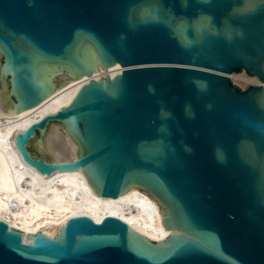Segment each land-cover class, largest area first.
<instances>
[{
    "label": "water",
    "instance_id": "obj_1",
    "mask_svg": "<svg viewBox=\"0 0 264 264\" xmlns=\"http://www.w3.org/2000/svg\"><path fill=\"white\" fill-rule=\"evenodd\" d=\"M0 56L22 162L144 190L170 230L0 218V264H264V0H0ZM52 124L74 159L45 154Z\"/></svg>",
    "mask_w": 264,
    "mask_h": 264
},
{
    "label": "bare ground",
    "instance_id": "obj_2",
    "mask_svg": "<svg viewBox=\"0 0 264 264\" xmlns=\"http://www.w3.org/2000/svg\"><path fill=\"white\" fill-rule=\"evenodd\" d=\"M96 72L103 76L102 68ZM0 111H3L1 104ZM1 120H9L8 114L0 115V218L11 227L55 236L71 216L84 214L99 221L101 216L112 215L128 222L147 238L167 236L170 230L160 224L161 208L144 190L131 187L115 199L101 197L78 169L74 173L72 169L55 174L62 175V190L54 179H41L39 175L32 180L22 167L12 142L15 133L10 130L20 128L15 121L16 126L13 123L8 126L2 125ZM70 143L75 156V146Z\"/></svg>",
    "mask_w": 264,
    "mask_h": 264
},
{
    "label": "rangeland",
    "instance_id": "obj_3",
    "mask_svg": "<svg viewBox=\"0 0 264 264\" xmlns=\"http://www.w3.org/2000/svg\"><path fill=\"white\" fill-rule=\"evenodd\" d=\"M0 60H1V56H0ZM0 104H1V106H3L2 105V101H1V96H0ZM3 111H5V112H3ZM3 111H0V115L2 114L4 116L5 114H7L6 109H5L4 106H3ZM14 126H16V125L14 124ZM6 133L9 136L8 132H6ZM10 133L14 134L15 131L10 130ZM48 137H50V138L53 137V138L50 141V139H48ZM59 138H63V140H65L66 143H64V141H60ZM45 154L51 155L52 157H54V159L56 161H59V160H70V159H74V157H75L73 152H72L70 141L69 140L66 141L65 135L62 133L60 127L57 124H52L50 126L49 134H48L47 138H45ZM20 163H21L22 167L24 169H26L25 171L27 172V174L29 175V177L32 180L34 178H39L40 177L37 173L33 172L31 168H29L26 164H24L22 162V160H21ZM74 170L75 169H73L72 171L70 170V171L74 173ZM55 174H53L52 177L51 176H47V177L46 176H42L43 178L42 177H40V178L41 179H54V180H56V182L58 181L57 182L58 189L62 190L63 189V180H62L63 178H62V175H60V174L55 175Z\"/></svg>",
    "mask_w": 264,
    "mask_h": 264
},
{
    "label": "built area",
    "instance_id": "obj_4",
    "mask_svg": "<svg viewBox=\"0 0 264 264\" xmlns=\"http://www.w3.org/2000/svg\"><path fill=\"white\" fill-rule=\"evenodd\" d=\"M103 77V76H102Z\"/></svg>",
    "mask_w": 264,
    "mask_h": 264
}]
</instances>
